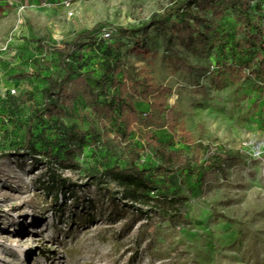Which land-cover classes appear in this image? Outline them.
I'll use <instances>...</instances> for the list:
<instances>
[{"label":"rangeland","instance_id":"1","mask_svg":"<svg viewBox=\"0 0 264 264\" xmlns=\"http://www.w3.org/2000/svg\"><path fill=\"white\" fill-rule=\"evenodd\" d=\"M64 1L0 0V264H264V75L224 88L211 76L220 46L230 62L232 46L261 49L256 29L220 0L223 18L206 2L181 23L188 36L179 27L170 40L154 26L138 33V45L123 29L160 18L180 0H72L70 7ZM254 1L253 7L262 0ZM97 25L66 61L85 72L96 94L95 79L109 63L122 70L120 80L132 70L167 86L169 107L201 147L198 153L179 137L173 155L164 157L144 139L145 130L125 138L118 116L96 119L98 133L77 151L75 167H58L74 191L57 197L40 185L45 168L18 154L29 117L44 104L48 77L63 75L71 42ZM77 79L69 82L73 107L64 121L88 130L95 115ZM136 103L149 108L140 98ZM44 131L39 126L35 135ZM47 133L58 134L52 127ZM133 161L163 166L153 196L178 200L151 210L120 199L118 185L101 176L103 166Z\"/></svg>","mask_w":264,"mask_h":264},{"label":"trees","instance_id":"2","mask_svg":"<svg viewBox=\"0 0 264 264\" xmlns=\"http://www.w3.org/2000/svg\"><path fill=\"white\" fill-rule=\"evenodd\" d=\"M220 0H180L172 7L168 8L160 18H153L148 24L133 29H123L135 36L136 44L141 40L137 36L139 32L154 26H162L173 39L176 28H182L184 33L190 34L185 26H180L185 17L190 19L195 6L205 8V3H211L215 7V15L223 18L224 7L218 6ZM251 0H228L232 9L238 11L240 19L249 23L257 31V37L261 38V49L255 50L254 44L246 43L242 48L238 45L231 48V59L227 55V46H220L221 59L215 62V70L211 71L212 81L219 88L227 86L228 82L237 83L241 80L250 79L252 75H264V19L258 18L261 9L264 13L263 0L256 6H251ZM255 0L253 3H257ZM221 5V4H220ZM254 9V11H253ZM256 17V20H252ZM173 19H176L175 21ZM172 20V25L170 24ZM99 26L92 30L79 33L70 44L69 50L63 55L61 64L64 70L63 75L55 77L49 76L50 84L45 88V101L29 117L26 125L22 152L18 156H28L45 168L43 177L40 178V185L44 190L55 192L56 196L71 194L74 187L69 185L70 179L58 172L60 169H72L75 167L74 156L78 150L85 147L90 141V135L98 133L96 119L104 121L110 115L118 116L117 127L123 137L128 138L135 132L143 129L146 131L144 139L147 143L164 157L173 155L171 147H177L183 138L184 142L194 146L199 153L201 145L197 144L193 135L180 122L173 108L169 107L168 93L170 89L154 81L151 76L139 78L130 70L125 78L120 80L119 75L122 70L115 69L112 63L106 66L102 75L95 79L97 86L101 88V93L96 94L89 82V77L74 62H67V58H75L73 46L85 35L96 32ZM222 34V31L220 32ZM227 45V44H226ZM144 49L150 51L144 46ZM78 75V83L83 90L84 99L93 110L95 118L91 120L88 130L80 128L74 124L68 126L64 119L69 116L73 107L72 95L69 90V82L72 76ZM224 74V76H223ZM30 76L23 73L22 77ZM114 87L115 92L110 89ZM136 98L147 102L149 108L141 110ZM117 113V114H116ZM47 121L50 126H47ZM42 126L46 131L35 135L37 127ZM47 127L56 128L58 134L47 133ZM1 157V156H0ZM59 167V168H58ZM163 166L150 169L137 164L136 161L126 165L106 164L103 166L101 176L108 181H114L119 188L117 195L124 202L137 203L149 206V209H157V206L170 207L178 198H158L153 193L160 189L158 177L163 172ZM175 183L178 184L177 180ZM168 204V205H167ZM150 210V211H151Z\"/></svg>","mask_w":264,"mask_h":264},{"label":"built area","instance_id":"3","mask_svg":"<svg viewBox=\"0 0 264 264\" xmlns=\"http://www.w3.org/2000/svg\"><path fill=\"white\" fill-rule=\"evenodd\" d=\"M72 0H65L64 1V5L70 7L72 5ZM71 15H73V12H70ZM105 38H109L112 36V32L109 31V32H106L105 34H103Z\"/></svg>","mask_w":264,"mask_h":264}]
</instances>
